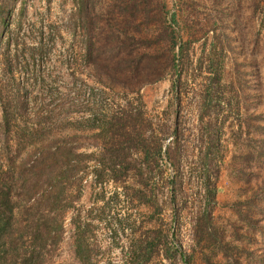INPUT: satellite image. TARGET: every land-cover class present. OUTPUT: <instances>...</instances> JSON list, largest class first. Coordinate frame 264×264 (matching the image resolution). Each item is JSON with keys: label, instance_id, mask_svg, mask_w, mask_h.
Segmentation results:
<instances>
[{"label": "rangeland", "instance_id": "374dc122", "mask_svg": "<svg viewBox=\"0 0 264 264\" xmlns=\"http://www.w3.org/2000/svg\"><path fill=\"white\" fill-rule=\"evenodd\" d=\"M263 14L264 0H0V164L54 154L52 264H80L73 220L90 264H264Z\"/></svg>", "mask_w": 264, "mask_h": 264}, {"label": "trees", "instance_id": "16d2710c", "mask_svg": "<svg viewBox=\"0 0 264 264\" xmlns=\"http://www.w3.org/2000/svg\"><path fill=\"white\" fill-rule=\"evenodd\" d=\"M170 19L172 23H176L174 13L171 14ZM261 27L264 30V14ZM179 49L182 54L184 51L183 43L179 44ZM3 117L5 120L3 127L5 131H8L10 122L5 110ZM53 157V153L40 147L36 153V158L32 162L29 158H22L17 155L9 159L11 162L8 164L7 169H3L0 164V264H52L63 234L62 221L59 220V217L61 218L59 210L62 208L60 206H63L64 209L66 206L58 201V192H54L57 184L52 182L55 180L51 169ZM18 159L19 164L15 165ZM88 159L96 161L95 166L99 168L95 170L97 175L100 173L99 171L105 170L101 158L96 159L89 156ZM13 167L18 168V177L21 178L22 186L26 188L27 199L23 201L22 205L17 201H13L14 196L11 194L14 181ZM111 171H113L112 178L119 180L120 177L117 173L119 170L114 172L111 169ZM26 176L32 178L30 186L27 185L29 178ZM172 181H174V176ZM47 186H49V190ZM204 190L208 195H211V200H215V185H205ZM172 197L175 198L173 192ZM31 199L35 201L27 205ZM73 223L74 253L80 264H90L89 247L86 244V229L77 220H73ZM143 247L144 251L149 254L154 249L153 243ZM165 256L169 258L167 253ZM180 256L186 261L184 253L181 252ZM136 262L138 261L132 260L129 264H137Z\"/></svg>", "mask_w": 264, "mask_h": 264}]
</instances>
